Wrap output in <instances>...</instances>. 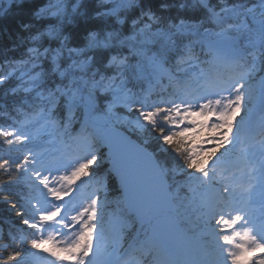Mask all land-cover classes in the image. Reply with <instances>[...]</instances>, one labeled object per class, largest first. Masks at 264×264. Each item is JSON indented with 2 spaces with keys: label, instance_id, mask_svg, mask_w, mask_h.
Segmentation results:
<instances>
[{
  "label": "snow or ice",
  "instance_id": "6c2138e0",
  "mask_svg": "<svg viewBox=\"0 0 264 264\" xmlns=\"http://www.w3.org/2000/svg\"><path fill=\"white\" fill-rule=\"evenodd\" d=\"M7 3V8L0 7V17L13 5L24 8L27 0ZM89 20H103L104 27L78 37L76 27ZM18 29L14 42L0 50V68L6 69L0 71V85L15 79L6 95L25 93L15 107L17 114L25 106L29 110L23 112L25 127L40 126L60 139L67 136L82 155L65 164L45 161L29 149L23 161L10 157L0 162L8 178L0 180V188L7 191L30 173L27 178L40 195L16 213L36 230L32 238L25 230L20 236L10 230L7 242L0 244L7 262L25 264L35 255L23 247L27 241L31 249L51 243L52 249L42 250L55 258L53 264H98L93 237L103 236V212L112 194L108 255L127 245L124 254L129 257L115 264H147L153 254L164 257L159 264H172L167 237L155 231L141 236L133 220L144 221L147 162L154 198H171L173 188L177 194L185 188L191 193L189 202L199 211L209 238L198 264H264V136L258 153L249 146L238 158L229 155V146L242 142L245 125L240 114L257 96L264 127V0H95L91 14L84 0H43L29 9V19L20 21ZM240 33L247 34V47L237 40L235 34ZM21 48L18 58L8 55ZM205 48L234 75L209 81L211 90L205 94L178 91L177 99L161 102L150 103L148 95L134 91L139 86L143 92L145 81L184 80L206 62L201 60ZM256 76H261L258 92L249 85ZM118 107L131 118L118 116ZM0 113L11 118L7 109ZM194 116L214 119L198 124ZM117 124L137 135L140 142L132 153L127 151L129 137L116 130ZM196 127L218 132L205 141L211 147L188 146L185 134ZM10 128L0 127V147L7 144L11 151L32 141L24 127ZM152 140L156 145L149 152ZM202 152L204 157L197 160ZM61 167L60 175H51ZM237 171L247 183L237 182ZM77 181L94 186L86 204L63 201L80 190ZM17 207L11 202L9 210ZM104 264L113 262L106 259Z\"/></svg>",
  "mask_w": 264,
  "mask_h": 264
},
{
  "label": "trees",
  "instance_id": "16d2710c",
  "mask_svg": "<svg viewBox=\"0 0 264 264\" xmlns=\"http://www.w3.org/2000/svg\"><path fill=\"white\" fill-rule=\"evenodd\" d=\"M85 4L87 5L88 11L91 14L92 10L95 7V0H84ZM252 2H256V0H252ZM40 3H43V0H27L26 6L24 8H16L14 5L12 9L8 12L6 16L0 17V50L8 48L13 42L15 33L19 30L18 29V23L22 20L29 19V9L34 6L38 5ZM8 3L7 0H4L3 3H0V7L7 8ZM104 21L103 20H89L86 22H81L78 27H76L75 31L78 37H82L83 34H85L86 30H94V29H100L104 27ZM242 36L241 40L247 44V34L246 33H240ZM9 36L12 37V39L9 38ZM212 38L211 36L209 39ZM11 43V44H10ZM10 44V45H9ZM242 47H247L242 45ZM23 49H18L15 52H9V56H15L19 57ZM3 57H0V61H2ZM0 71H6L5 68H0ZM17 83L15 79L11 80L8 84L0 85V109H7L9 112H11V118L4 116L2 113H0V127L5 128H21L24 127V130H26L28 127H25L26 119L23 115V112L29 111L27 107L23 108L21 110L20 114H17L15 111V107L19 105V101L25 96V93L21 90L19 91L15 96L6 93L8 92L9 88L11 86H14ZM148 86L147 81L143 82V92L141 91V88L138 86L134 91L141 93L142 95H145V89ZM149 96V102H155V98L152 95ZM117 115L120 117L129 116L130 114L127 113V110L122 109V107H118L116 109ZM120 128L124 129L123 126L119 125ZM76 128V125H75ZM11 130V128H10ZM125 130V129H124ZM130 135L139 143L140 141L137 139V135L128 131ZM186 143L188 146L191 147H204L203 141H200V138H205L208 136L207 130L204 128H201L199 131H196V134L193 133H186ZM37 136L33 137L32 141L35 140ZM39 138V137H38ZM3 138H0L2 140ZM29 142H26V145ZM156 142L154 140L150 141L148 146V151H154ZM7 144H4L3 147H0V162H2L5 159L11 158H18L20 161H23L24 156L26 155V147H15L11 151H8ZM223 151V149H221ZM219 154V153H218ZM204 157V153L202 152L200 157H197V160H200ZM12 169H15V164H12ZM16 176H21L20 173H15ZM27 175L25 174L20 179L19 183L13 184L10 186V189L5 191L4 189L0 188V231H2V234L4 236V240H0V244L7 242L8 233L11 230L12 232L16 233L17 236H20L22 234L21 230H25L26 225L23 224L22 217H18L16 215L17 211H23L24 209H27L25 200L30 195V187L32 184V181L27 178ZM7 176L3 174L2 171H0V180H7ZM186 189V188H185ZM175 190V188H174ZM111 192V188L109 189ZM183 191V190H182ZM180 191L178 195L180 197H183V193ZM176 192V191H175ZM177 194V193H176ZM177 199V198H176ZM7 200L9 203H5L4 201ZM113 195L110 194L108 196V206L106 207L107 210H115V205L112 204ZM180 201H183V199H180ZM16 202L18 207L13 210L10 209V203ZM26 231V230H25ZM28 233V238L30 239V232L26 231ZM24 248L28 249L29 252H32L33 249L30 248L27 241H25ZM33 256H29L26 258L25 264H32ZM0 264H10V262H7V252L6 251H0Z\"/></svg>",
  "mask_w": 264,
  "mask_h": 264
},
{
  "label": "rangeland",
  "instance_id": "374dc122",
  "mask_svg": "<svg viewBox=\"0 0 264 264\" xmlns=\"http://www.w3.org/2000/svg\"><path fill=\"white\" fill-rule=\"evenodd\" d=\"M257 100L258 99H256L255 101L257 102ZM260 108L261 107L256 106L255 109L252 108L251 110L248 111V113L257 112V115H260V114L262 115V109H260ZM242 116L244 117V119H246V115L245 116L242 115ZM201 117L203 119H206L203 116H201ZM58 175H60V174H58ZM58 175H56V176H58ZM211 195H213V194H211ZM152 223L155 226L151 229V233H153L154 231L157 234L163 233L167 237V239H168V250H169V248L176 249V254L173 255L172 253H170V257L168 258L172 262V264H174L175 262H179V261L182 264H198V262L202 258V255H203V252H204V249H205L204 247L199 246V245H194V244H192L189 241L187 242L183 237L177 236L176 233H175V231H173L165 223L156 224V221L154 220V218L152 219ZM109 239H111V235H110ZM94 244L97 247V244L96 243H94ZM113 256L114 255L108 256V258H111L112 259ZM163 258L164 257L158 256V255L155 254L154 261L155 262H159ZM49 260L53 264V261L55 259H53L52 257H50Z\"/></svg>",
  "mask_w": 264,
  "mask_h": 264
},
{
  "label": "water",
  "instance_id": "95a60500",
  "mask_svg": "<svg viewBox=\"0 0 264 264\" xmlns=\"http://www.w3.org/2000/svg\"><path fill=\"white\" fill-rule=\"evenodd\" d=\"M131 141L130 144L127 145V151L132 153L134 151V145L136 144L134 141ZM152 186H153V177L148 166L147 162L143 164V191L145 198V206L143 208L144 216L151 211L161 210V208H165L170 205V198L168 195H161L159 197L152 196ZM139 221V220H138Z\"/></svg>",
  "mask_w": 264,
  "mask_h": 264
},
{
  "label": "bare ground",
  "instance_id": "6f19581e",
  "mask_svg": "<svg viewBox=\"0 0 264 264\" xmlns=\"http://www.w3.org/2000/svg\"><path fill=\"white\" fill-rule=\"evenodd\" d=\"M10 44H11V43H10ZM10 44H9V45H10ZM257 147H259V143L257 144Z\"/></svg>",
  "mask_w": 264,
  "mask_h": 264
}]
</instances>
